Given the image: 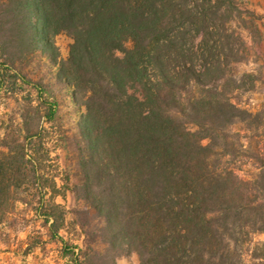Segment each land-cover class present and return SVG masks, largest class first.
<instances>
[{"label":"trees","instance_id":"1","mask_svg":"<svg viewBox=\"0 0 264 264\" xmlns=\"http://www.w3.org/2000/svg\"><path fill=\"white\" fill-rule=\"evenodd\" d=\"M216 3L0 0V96L27 92L21 121L0 143V224L19 202H37L71 264H118L131 254L136 264H242L246 238L264 233V155L243 179L231 165L243 147L230 128L264 135V112L234 101L227 87L239 80L226 76L227 60H211ZM61 34L71 39L66 58ZM32 60L53 83L30 76ZM57 86L81 111L72 187L49 170L38 116L43 107L56 121ZM67 189L70 212L55 201ZM71 225L84 248L60 234ZM251 257L264 264V242Z\"/></svg>","mask_w":264,"mask_h":264},{"label":"rangeland","instance_id":"2","mask_svg":"<svg viewBox=\"0 0 264 264\" xmlns=\"http://www.w3.org/2000/svg\"><path fill=\"white\" fill-rule=\"evenodd\" d=\"M214 2H217L212 9L216 13V25L211 40L214 50L211 60H227L226 76L239 80L240 88L236 87L233 80L227 87L231 89L234 101L254 114L264 112V0ZM56 43L61 57L66 58L71 39L61 34L56 37ZM40 64L38 60H32L26 70L30 71L33 79L43 76L45 83H53L46 68ZM24 94L27 92L15 97L0 96V143L7 132L15 129L16 122L21 121ZM55 95L59 102L56 121H47L43 107L39 109L38 115L41 116V127L46 129L47 145L51 151L47 165L51 173L58 174L59 186L63 185L65 179L68 187H72L78 182L74 138L81 111L73 106L67 89L57 86ZM32 97L36 99L37 94L34 93ZM34 103H37L36 100ZM262 119L261 125H264V117ZM230 131L232 138L243 147L240 157L235 158L231 165L243 179L250 180L260 170L259 154L264 155L262 130H250L245 124L236 123ZM66 195V198L58 195L55 201L70 212L76 206V200L71 190L67 189ZM38 206L37 202L32 205L19 202L8 220L0 224V264H71L64 255L61 240L51 236L50 223L45 220ZM68 219H72V213H69ZM60 234L70 243L85 247V237L81 235L79 227L71 225ZM261 242H264V233H251L246 238L241 249L242 264H259L254 263L251 253L253 247ZM97 247L102 249L100 245ZM137 262L136 254L118 260V264Z\"/></svg>","mask_w":264,"mask_h":264}]
</instances>
